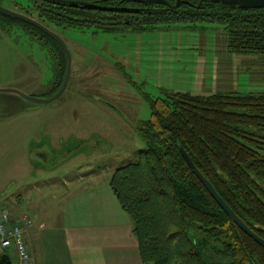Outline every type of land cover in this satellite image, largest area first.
<instances>
[{
	"label": "rangeland",
	"instance_id": "374dc122",
	"mask_svg": "<svg viewBox=\"0 0 264 264\" xmlns=\"http://www.w3.org/2000/svg\"><path fill=\"white\" fill-rule=\"evenodd\" d=\"M0 4L27 15L21 8L31 2ZM49 29L71 54L63 93L47 103L0 94V205L32 223L33 209L45 203L46 216L54 218L60 206L49 208L54 199L37 192H63L64 180L68 190L101 189L116 168L137 158L144 146L138 125L150 118L149 99L264 91V56L228 52L214 21L184 19L143 31ZM51 67L39 41L19 23L0 20V88L47 98ZM35 193L37 201H30Z\"/></svg>",
	"mask_w": 264,
	"mask_h": 264
},
{
	"label": "trees",
	"instance_id": "16d2710c",
	"mask_svg": "<svg viewBox=\"0 0 264 264\" xmlns=\"http://www.w3.org/2000/svg\"><path fill=\"white\" fill-rule=\"evenodd\" d=\"M29 1L30 6L21 9L49 28L143 31L184 19L214 21L226 36L228 52L264 56V8L209 2L197 7V1L177 9L161 4L147 8L132 0H76L116 8L102 10ZM0 20L19 23L46 48L52 65L47 95H53L66 70L60 44L19 19L0 14ZM148 101L150 118L138 125L144 146L135 160L116 168L108 182L132 221L142 262L264 264V91L210 96L171 93ZM181 149L261 241L230 220L188 166ZM0 264H14V260L3 253Z\"/></svg>",
	"mask_w": 264,
	"mask_h": 264
},
{
	"label": "crops",
	"instance_id": "0c3cea01",
	"mask_svg": "<svg viewBox=\"0 0 264 264\" xmlns=\"http://www.w3.org/2000/svg\"><path fill=\"white\" fill-rule=\"evenodd\" d=\"M64 185L63 192L53 191L47 196L37 192L43 198L54 199L49 208L56 203L60 206L52 213L54 218L46 216L45 203L36 205L38 211L32 210L33 223L27 229L26 241L34 264H144L132 221L120 207L109 183L96 190L86 186L68 190L65 180ZM37 198L35 193L30 201L36 202ZM93 203L94 209L89 211L87 208ZM42 239L44 249L40 247Z\"/></svg>",
	"mask_w": 264,
	"mask_h": 264
},
{
	"label": "water",
	"instance_id": "95a60500",
	"mask_svg": "<svg viewBox=\"0 0 264 264\" xmlns=\"http://www.w3.org/2000/svg\"><path fill=\"white\" fill-rule=\"evenodd\" d=\"M49 3H67L72 6H85V7H93L98 8L102 10H113L116 8H106L99 6L97 4L91 3V2H84V1H76V0H43ZM136 3H140L145 5V7H149L151 4H161L166 6L167 8L177 9L179 5L181 4H191V1H197L198 6L202 5L205 2H209L211 4H221L223 6H229V7H237L240 9H258V8H264V0H132ZM171 2H174V4H171ZM0 14L14 18L19 19L21 21H24L25 23H28L37 29L41 30L44 34L50 36L54 40H56L60 46L62 47L63 51L66 55V70L65 75L63 78V81L61 83V86L59 89L51 96L47 98H38V97H32L29 95H26L19 91L18 89L14 88H0V94H8V95H14L18 96L26 101L33 102V103H47L54 101L57 99L65 90L66 85L68 83L70 72H71V54L66 47L63 39L50 30L47 26L44 24L38 22L37 20L33 19L32 17H29L23 13L16 12L10 9L5 8L0 4ZM181 153L183 158L185 159L188 166L191 168V170L194 172V174L197 176V178L201 181L203 186L206 188V190L209 192V194L213 197V199L218 203V205L224 210V212L228 215L230 220L234 221L239 227H241L247 234H249L251 237L255 238L258 241H261L259 237H257L244 223L236 216V214L230 209V207L224 202V200L217 194V192L214 190L211 183L198 171V169L193 164L190 157L186 154V152L181 149Z\"/></svg>",
	"mask_w": 264,
	"mask_h": 264
},
{
	"label": "built area",
	"instance_id": "2783aa9c",
	"mask_svg": "<svg viewBox=\"0 0 264 264\" xmlns=\"http://www.w3.org/2000/svg\"><path fill=\"white\" fill-rule=\"evenodd\" d=\"M31 224L26 215H13L0 205V254L13 258L14 264H34L26 241Z\"/></svg>",
	"mask_w": 264,
	"mask_h": 264
},
{
	"label": "flooded vegetation",
	"instance_id": "af4514ba",
	"mask_svg": "<svg viewBox=\"0 0 264 264\" xmlns=\"http://www.w3.org/2000/svg\"><path fill=\"white\" fill-rule=\"evenodd\" d=\"M171 4H174V2H171ZM49 28V27H48Z\"/></svg>",
	"mask_w": 264,
	"mask_h": 264
}]
</instances>
